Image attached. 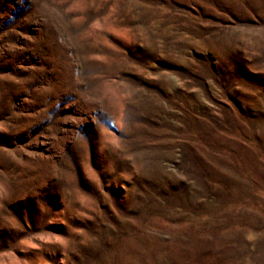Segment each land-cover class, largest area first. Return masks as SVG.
<instances>
[{
  "label": "rangeland",
  "instance_id": "374dc122",
  "mask_svg": "<svg viewBox=\"0 0 264 264\" xmlns=\"http://www.w3.org/2000/svg\"><path fill=\"white\" fill-rule=\"evenodd\" d=\"M264 264V0H0V264Z\"/></svg>",
  "mask_w": 264,
  "mask_h": 264
},
{
  "label": "bare ground",
  "instance_id": "6f19581e",
  "mask_svg": "<svg viewBox=\"0 0 264 264\" xmlns=\"http://www.w3.org/2000/svg\"><path fill=\"white\" fill-rule=\"evenodd\" d=\"M12 264H19V263H12ZM25 264H27V263H25Z\"/></svg>",
  "mask_w": 264,
  "mask_h": 264
}]
</instances>
